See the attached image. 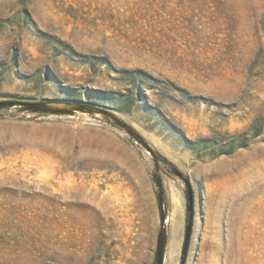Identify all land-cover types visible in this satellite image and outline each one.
<instances>
[{"label": "rangeland", "instance_id": "obj_1", "mask_svg": "<svg viewBox=\"0 0 264 264\" xmlns=\"http://www.w3.org/2000/svg\"><path fill=\"white\" fill-rule=\"evenodd\" d=\"M9 100L147 146L0 107V264H264V0H0Z\"/></svg>", "mask_w": 264, "mask_h": 264}, {"label": "water", "instance_id": "obj_2", "mask_svg": "<svg viewBox=\"0 0 264 264\" xmlns=\"http://www.w3.org/2000/svg\"><path fill=\"white\" fill-rule=\"evenodd\" d=\"M50 103H53V102H19V101L9 100V101H0V107L18 106V107H21L25 111L45 112V113H54V114H73V113H76V110H79V109L107 113L114 119V122L111 121L112 123L120 125L135 140L147 146V143L143 140V138L139 134H137L130 126H128L125 122L117 118L114 114L108 112L107 110H104L103 108H100L98 106H94L91 104L81 103V102H64L62 104H67L68 106L61 108V107L52 106ZM70 105H72L73 108H70L69 107ZM158 184H159V188L162 189V185L159 181H158ZM190 230H191V224L187 225V237L190 234ZM158 264H163L162 244L160 245L158 249Z\"/></svg>", "mask_w": 264, "mask_h": 264}, {"label": "bare ground", "instance_id": "obj_3", "mask_svg": "<svg viewBox=\"0 0 264 264\" xmlns=\"http://www.w3.org/2000/svg\"><path fill=\"white\" fill-rule=\"evenodd\" d=\"M63 105V104H62ZM52 106H56V107H59V106H57V103H56V105H52ZM70 108H73V106L72 105H70ZM79 110H85V109H79ZM93 112H95V111H93ZM100 113H103V112H100ZM104 115L106 114V115H108L107 113H103ZM104 115H102V116H104ZM107 117V116H106ZM180 220V219H179ZM179 220L177 221H175V222H173V232H172V234H171V246H170V252H172L173 251V249H174V245H175V242H174V239H175V235H176V232L179 230V227H180V223H179ZM172 255H169V258L171 257ZM173 257V256H172ZM173 259V258H172ZM170 261V260H169Z\"/></svg>", "mask_w": 264, "mask_h": 264}, {"label": "trees", "instance_id": "obj_4", "mask_svg": "<svg viewBox=\"0 0 264 264\" xmlns=\"http://www.w3.org/2000/svg\"><path fill=\"white\" fill-rule=\"evenodd\" d=\"M189 224H191V219H190V217L188 216V218H187V225H189Z\"/></svg>", "mask_w": 264, "mask_h": 264}]
</instances>
